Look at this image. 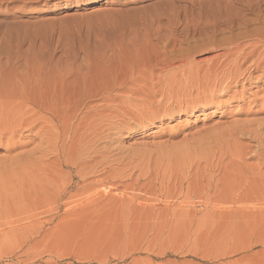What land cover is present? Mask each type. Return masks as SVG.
I'll return each instance as SVG.
<instances>
[{
    "label": "rangeland",
    "instance_id": "1",
    "mask_svg": "<svg viewBox=\"0 0 264 264\" xmlns=\"http://www.w3.org/2000/svg\"><path fill=\"white\" fill-rule=\"evenodd\" d=\"M188 1L0 3V264H264V79Z\"/></svg>",
    "mask_w": 264,
    "mask_h": 264
},
{
    "label": "bare ground",
    "instance_id": "2",
    "mask_svg": "<svg viewBox=\"0 0 264 264\" xmlns=\"http://www.w3.org/2000/svg\"><path fill=\"white\" fill-rule=\"evenodd\" d=\"M16 1L18 0H0V3L2 2L8 3V2H16ZM23 1L29 2L31 0H23ZM203 1L189 0L188 3L190 5L186 4V6H183L184 12L189 11L192 13V15L195 16L194 18L196 20H193V22H195L196 23L195 25L197 26H193L192 33L195 34L196 32L198 33L204 32L207 33L210 37H216L217 35L219 36L222 34H229L230 41L228 40L227 43L229 42L230 43L224 46L225 48L223 50V54L221 53L222 55H220L219 57L226 56L229 59L228 69L234 71L231 81L234 82L235 84H238L240 81L243 80L246 84L250 85L252 84L251 82H254L252 80L257 81L260 79H264V13L262 12L263 9L261 10V5H260L261 2H263L264 0H209L205 2ZM247 15L251 16L252 18H247L246 17ZM184 16L187 17L186 14ZM255 24L259 25L260 28L257 30H249V28ZM194 27L196 28L194 29ZM246 65H248L247 68L243 70V68ZM255 73H259L257 78L253 77L254 76L253 74ZM89 74L91 73L85 72L82 73L81 75L72 74L74 75V77H72L71 75L70 78L72 79L69 80L80 81L78 79L84 80V78L90 76V78L95 79V80L93 79L94 80L93 82L97 81L95 84L91 82L92 85L93 84L97 85L98 81H100L98 80L99 77H96L95 75L93 77V74L91 75ZM105 76L107 75L102 76V74H100L99 79ZM61 78L63 80L65 79V77L64 78L61 77ZM68 78L69 77H67L66 80H68ZM92 79L91 80L88 79L89 82L87 81V79L85 80L88 83H90ZM102 79H104L103 81L106 80V78H102ZM58 80L56 81L58 82ZM70 81L67 82L66 84L70 83ZM59 83H61L60 80ZM79 83L82 84V82ZM66 84L64 83L63 85L61 83V86L62 85L65 86ZM83 87H85V84L83 85ZM61 95L62 94H60L59 97H62V99H64L63 98L64 94L62 96ZM43 99H45V94ZM262 101L264 102V99Z\"/></svg>",
    "mask_w": 264,
    "mask_h": 264
}]
</instances>
